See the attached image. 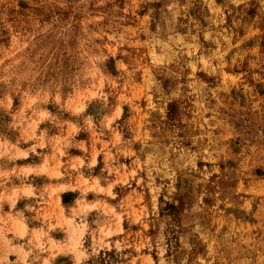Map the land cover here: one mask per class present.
I'll use <instances>...</instances> for the list:
<instances>
[{"label": "rangeland", "instance_id": "374dc122", "mask_svg": "<svg viewBox=\"0 0 264 264\" xmlns=\"http://www.w3.org/2000/svg\"><path fill=\"white\" fill-rule=\"evenodd\" d=\"M6 237L20 264H264V0H0Z\"/></svg>", "mask_w": 264, "mask_h": 264}, {"label": "crops", "instance_id": "0c3cea01", "mask_svg": "<svg viewBox=\"0 0 264 264\" xmlns=\"http://www.w3.org/2000/svg\"><path fill=\"white\" fill-rule=\"evenodd\" d=\"M31 231V228L27 226V234ZM7 240L10 242L8 247H4L6 243L0 241V264H20L24 252H27L26 243L23 244H14L9 237H6ZM13 257H17L16 260L13 262Z\"/></svg>", "mask_w": 264, "mask_h": 264}]
</instances>
